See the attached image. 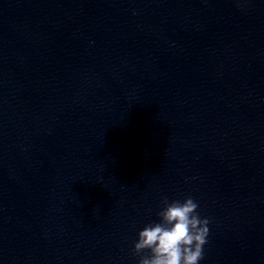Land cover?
Segmentation results:
<instances>
[{
  "label": "water",
  "instance_id": "water-1",
  "mask_svg": "<svg viewBox=\"0 0 264 264\" xmlns=\"http://www.w3.org/2000/svg\"><path fill=\"white\" fill-rule=\"evenodd\" d=\"M161 196L264 264V0H0V264H137Z\"/></svg>",
  "mask_w": 264,
  "mask_h": 264
},
{
  "label": "clouds",
  "instance_id": "clouds-1",
  "mask_svg": "<svg viewBox=\"0 0 264 264\" xmlns=\"http://www.w3.org/2000/svg\"><path fill=\"white\" fill-rule=\"evenodd\" d=\"M191 196H161L157 219L137 232L133 253L137 264H199L209 234V218L197 211Z\"/></svg>",
  "mask_w": 264,
  "mask_h": 264
}]
</instances>
